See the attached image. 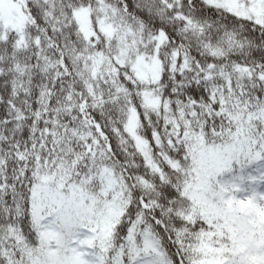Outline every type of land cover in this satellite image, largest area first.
Instances as JSON below:
<instances>
[{
    "label": "snow or ice",
    "instance_id": "obj_1",
    "mask_svg": "<svg viewBox=\"0 0 264 264\" xmlns=\"http://www.w3.org/2000/svg\"><path fill=\"white\" fill-rule=\"evenodd\" d=\"M0 264H264V0H0Z\"/></svg>",
    "mask_w": 264,
    "mask_h": 264
}]
</instances>
